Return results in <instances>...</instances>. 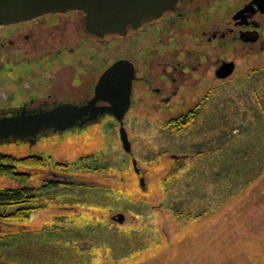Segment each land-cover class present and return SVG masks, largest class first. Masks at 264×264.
I'll return each instance as SVG.
<instances>
[{"label":"rangeland","instance_id":"obj_1","mask_svg":"<svg viewBox=\"0 0 264 264\" xmlns=\"http://www.w3.org/2000/svg\"><path fill=\"white\" fill-rule=\"evenodd\" d=\"M220 2L230 12L242 4ZM21 30H0V112L71 95L82 84L86 92L98 65L132 50L118 39L95 58L53 67L43 63L58 46L25 41ZM244 60L213 86L206 116L181 125L167 121L174 108L150 106L137 83L129 108L137 116L123 120L131 153L122 148L119 121L107 114L77 131L0 139V163L1 153L9 156L4 162L20 174L0 168V190L29 187L36 196L23 205L33 207L24 219L1 216L21 206L0 207V264H264V214L254 221L264 188V55ZM73 64L86 68L84 81L74 79ZM46 181L63 183L42 189ZM117 212L123 222L112 219Z\"/></svg>","mask_w":264,"mask_h":264},{"label":"flooded vegetation","instance_id":"obj_2","mask_svg":"<svg viewBox=\"0 0 264 264\" xmlns=\"http://www.w3.org/2000/svg\"><path fill=\"white\" fill-rule=\"evenodd\" d=\"M84 16L83 11L71 9L46 12L27 19L0 23V30L20 27L22 30L19 33L23 40H33L39 47L48 48L51 44L58 46L55 52L51 53L54 59L49 61L46 59L47 61L43 63L53 67L55 63L58 65L60 61H63L62 63L65 64L62 65H66L65 69H67L66 67L73 60L86 61L88 58H95L103 45L118 39H128L132 48L125 55H114L102 67L98 65L95 68L97 70L92 71L93 78L90 82L87 81L86 92L84 89L86 84H82V87L71 95L48 94L39 98L34 106L20 105L2 110L0 115L27 112L33 109H49L64 103L86 105L95 97L96 85L104 70L116 60L126 59L134 69L129 108L135 96L136 84L140 83L149 101L148 104L157 109L160 106L174 108L175 113L170 115L167 121H175L181 125L184 121L194 122L206 116L209 94L213 86L231 78L241 70L237 59H245L243 62H246L247 57L259 58L264 55V0H258V2L242 0V4L232 12L228 9L224 10L220 0H176L174 7L163 11L159 17L145 19L137 27L128 26L124 35L108 33L103 37L87 30ZM62 17L66 19L62 20ZM27 25H30V28L24 30L23 27ZM138 36H140V42H135ZM41 43L49 45L43 46ZM137 45H141V49L135 50ZM236 50L240 52L244 50L245 55L239 56ZM229 51L232 54L225 55ZM215 55L217 58L214 60ZM36 62L42 63L39 60ZM226 63L233 65L232 72L226 77H218L219 69ZM73 66L74 79L80 78L84 81L86 68L80 69V66L76 64ZM40 82H44V78L41 77ZM107 104L100 99L94 103L95 106ZM129 108L123 120L127 116L136 118V114H129ZM106 114L107 117L117 120L113 115L103 113L87 123L96 121ZM262 114L264 116V107H262ZM153 117L161 119L166 116L162 114L146 116L150 119ZM68 130L70 129L63 132H69ZM262 200H264V188L257 191L256 197L259 209L254 214V221L259 224L261 215L264 214V210L261 209Z\"/></svg>","mask_w":264,"mask_h":264},{"label":"water","instance_id":"obj_3","mask_svg":"<svg viewBox=\"0 0 264 264\" xmlns=\"http://www.w3.org/2000/svg\"><path fill=\"white\" fill-rule=\"evenodd\" d=\"M258 2V0H256ZM176 0H0V23L27 19L46 12L81 10L85 24L91 33L103 37L108 33L124 35L128 26L137 27L141 21L159 17L174 7ZM231 63L223 64L218 77L232 72ZM133 65L126 59H118L102 73L96 85V95L86 105L64 103L49 109L0 115V139L30 138L35 140L42 132H61L81 127L97 115L109 113L119 121L122 148L131 153V143L123 126V116L130 105ZM97 99L105 106H95ZM139 173L136 160H132ZM142 183V178L140 179ZM112 219L123 222L125 215L116 213Z\"/></svg>","mask_w":264,"mask_h":264},{"label":"trees","instance_id":"obj_4","mask_svg":"<svg viewBox=\"0 0 264 264\" xmlns=\"http://www.w3.org/2000/svg\"><path fill=\"white\" fill-rule=\"evenodd\" d=\"M181 124H184L182 122ZM9 158V156L1 153V163L0 168L2 172L13 175V176H19L20 174L15 173L12 171V165H7L4 161H6ZM23 160L34 162V163H41V159L37 156H28L26 158H23ZM49 182L48 185L43 184L42 189H46L49 186H55L59 185L63 182L59 181H46ZM32 188L29 187H20V188H6L2 189L0 191V207L1 210L3 208L9 207V206H21L17 207L13 213L10 214H3L1 213L2 217H18L20 219L27 218L29 212L33 209L32 206H28L27 208L23 205H32L35 202L36 196L32 194Z\"/></svg>","mask_w":264,"mask_h":264}]
</instances>
